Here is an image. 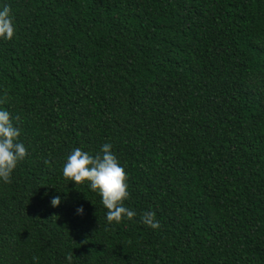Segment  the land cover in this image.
Masks as SVG:
<instances>
[{"label":"trees","instance_id":"1","mask_svg":"<svg viewBox=\"0 0 264 264\" xmlns=\"http://www.w3.org/2000/svg\"><path fill=\"white\" fill-rule=\"evenodd\" d=\"M5 3L0 107L28 154L0 183V264H264V0ZM105 142L131 220L63 175Z\"/></svg>","mask_w":264,"mask_h":264},{"label":"clouds","instance_id":"2","mask_svg":"<svg viewBox=\"0 0 264 264\" xmlns=\"http://www.w3.org/2000/svg\"><path fill=\"white\" fill-rule=\"evenodd\" d=\"M15 31L10 6L6 3L0 5V39L11 40ZM0 103L3 101L0 100ZM14 119L16 118L8 110L0 107V183H11L14 170L28 154L27 147L19 139L20 129L14 124ZM63 175L78 185L86 183L99 193L109 223L131 220L137 215L135 209L125 204L130 196L127 172L113 151L111 142L103 143L101 151L95 154L81 147L73 148L63 164ZM61 199L60 195H54L50 202L54 207L59 206ZM76 211L83 214V205H79ZM156 215L154 210H144L140 221L151 228H158L160 222ZM66 260L68 264H72L71 252L66 254Z\"/></svg>","mask_w":264,"mask_h":264}]
</instances>
